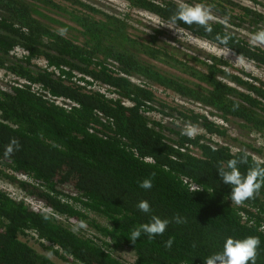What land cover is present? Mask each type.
I'll return each mask as SVG.
<instances>
[{"label": "trees", "instance_id": "1", "mask_svg": "<svg viewBox=\"0 0 264 264\" xmlns=\"http://www.w3.org/2000/svg\"><path fill=\"white\" fill-rule=\"evenodd\" d=\"M120 1L166 25L180 6ZM248 1L254 8L188 0L209 6L221 22H210L211 33L182 21L178 30L210 44L230 35L228 47L264 69V50L229 29L264 30V14L255 9H264V0ZM155 32L136 36L127 20L78 0H0V72L15 79L0 85V182L22 195L17 200L0 188V264H55L26 239L66 264H205L226 238L248 236L260 237L256 264H264V187L242 204L231 200L232 186L217 171L245 152L205 138L226 135L211 116L264 139V83L214 57L182 60ZM102 86L105 95L97 91ZM158 90L204 113L171 108ZM167 118L173 129L163 124ZM175 120L198 125L204 135H183ZM12 139L19 149L6 155ZM257 164L264 166L247 154L240 171ZM147 178L150 190L140 187ZM195 183L200 191L193 192ZM145 200L150 214L137 208ZM152 215L170 221L164 234L131 242V232ZM176 216L186 222L177 224ZM80 221L92 235L73 232L70 223Z\"/></svg>", "mask_w": 264, "mask_h": 264}, {"label": "rangeland", "instance_id": "2", "mask_svg": "<svg viewBox=\"0 0 264 264\" xmlns=\"http://www.w3.org/2000/svg\"><path fill=\"white\" fill-rule=\"evenodd\" d=\"M78 1L86 5H89L94 9H98L99 11L106 13L108 15H114V17L116 18L127 20V23L129 25V30L131 31V33L141 38L147 39L149 35H156L155 31L161 32V34L158 36L159 42H163L167 44L170 49L174 50L176 53H179L181 56H183L181 57L182 60H185L184 57H187L188 59L198 58L202 61H208L209 57H214L226 61L229 65L232 66L234 73L236 74L245 73L251 75L252 77L264 83V69L257 68L253 64L248 63L246 61L241 62V60L238 57H235L233 55H229V57L226 58L225 56L218 54L217 52H213L208 48L201 47V44L204 43L205 41L199 40L189 35L188 33L178 29L175 32L174 29L167 28L165 26L166 24H163L153 15L140 11L137 12L131 11L130 9H128L127 5L120 0H78ZM171 1L175 2L178 5H181L182 3H188V0H171ZM230 1L238 2L244 6L254 8L253 4L250 3L248 0H230ZM67 6L69 7L68 4ZM255 9L259 10L261 13L264 14V9L261 8L258 9L257 7H255ZM213 16H214V20L211 22H221V20L218 17H215L214 14ZM229 29L230 31L236 33L239 37L243 38L244 40L250 43L252 34L262 30L263 26H260L258 30H254V28L247 26H243L240 29H234L233 27H229ZM253 46L259 47L262 50H264V45H253ZM13 54L15 55V58H17V60L22 58L23 55L22 51H20L19 49H17ZM189 62L190 64H193L192 61ZM35 63L37 64L39 63V61ZM39 64L43 65V63L41 62ZM171 73H174V71L172 70ZM13 80L15 79L10 76H5L4 73L0 72V85L2 87L7 86V82H12ZM156 97L160 101L166 103L171 108H175L178 110L188 109L194 113H200V114L204 113L201 111L202 108L199 105L184 103L180 101L172 93H163L160 90H158L156 92ZM165 111L170 112L171 115L173 114L174 117H177L175 112H171L167 109H165ZM153 118L155 119V121H158L155 115ZM210 119L218 124H221L223 128L226 130V135L221 138L216 136L210 137L205 135V138L212 144V146L228 147L232 152L242 151L250 155L255 161L264 162V139L260 138L255 134H250L245 130L240 129L238 122H229L223 124L222 122L218 121V119L212 118L211 116ZM168 122L171 123L172 121L169 118H167L165 121H163V124L167 128L173 129L171 128L172 127L171 125L170 126L166 125V123ZM175 122L177 123V125H181V127L177 126V128L184 129L186 123L182 124L180 120H175ZM199 128L202 131L196 136L204 135L203 129L201 127ZM0 188L6 191L7 193H9L10 196L14 199L19 200L22 198V195L15 188L9 187L3 184L2 182H0ZM25 202L31 208L38 207L28 198L25 199ZM70 225L71 227L73 225L74 228H76L78 227L79 224L70 223ZM82 231L85 234L88 233V235H92V231L90 230L89 227L82 229ZM26 241L28 245L33 247V249H35L39 254L46 255L55 264H66L63 261H60L59 259L53 258L50 255H48L46 252L43 251V249L39 245L34 243V240L26 239ZM123 258L128 259V254H125V257Z\"/></svg>", "mask_w": 264, "mask_h": 264}, {"label": "clouds", "instance_id": "3", "mask_svg": "<svg viewBox=\"0 0 264 264\" xmlns=\"http://www.w3.org/2000/svg\"><path fill=\"white\" fill-rule=\"evenodd\" d=\"M214 20L212 9L206 6L204 3L187 4L182 3L175 11V13L169 18L167 25L169 29H174L175 32L178 29V21H182L187 25H200L203 26L206 33L213 31L211 21ZM66 31L61 30V34ZM230 35H217L215 44L204 42L201 47L208 48L213 52H217L225 56L229 55L239 57L241 62L244 58L239 54L236 55L232 48L228 47ZM250 43L252 45H264V30H260L252 34ZM223 47H219V46ZM202 130L198 125L190 122L186 123L183 129V135L194 138ZM19 149L18 141L12 139L6 146L5 154L9 155L13 151ZM247 163V154L232 158L227 161L226 168L221 167L218 169V175L221 181L225 185H231V200L237 204H242L244 201L254 197V194L258 193L259 190L264 187V166L257 164L254 167L248 169L246 174H242L240 166ZM152 179H144L140 183V187L145 190L152 188ZM200 186L195 183L193 185V192L200 191ZM139 211L150 214L152 209L148 201H140L137 204ZM177 224L185 223L186 221L179 216L173 218ZM170 221L168 219H161L158 216L152 215L151 221L146 224H142L135 228L131 232V242L135 243L141 235H147L149 239H153L156 236L163 235L166 231ZM88 225L85 221H80L78 227L73 229V232H78L80 229L87 228ZM173 240L169 239L165 242V247L170 248ZM261 245V239L259 236H248L244 239H235L228 237L225 239L222 250L217 251L210 255L205 264H256L258 249Z\"/></svg>", "mask_w": 264, "mask_h": 264}, {"label": "built area", "instance_id": "4", "mask_svg": "<svg viewBox=\"0 0 264 264\" xmlns=\"http://www.w3.org/2000/svg\"><path fill=\"white\" fill-rule=\"evenodd\" d=\"M97 91L99 92V93H101V94H106V87L105 86H102V87H100V88H97Z\"/></svg>", "mask_w": 264, "mask_h": 264}]
</instances>
